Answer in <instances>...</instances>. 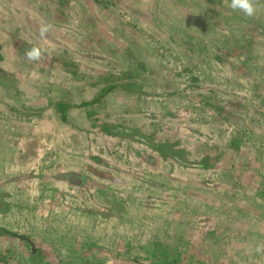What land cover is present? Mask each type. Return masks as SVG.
Here are the masks:
<instances>
[{"label":"rangeland","instance_id":"1","mask_svg":"<svg viewBox=\"0 0 264 264\" xmlns=\"http://www.w3.org/2000/svg\"><path fill=\"white\" fill-rule=\"evenodd\" d=\"M229 3L0 0V229L48 254L0 236V264H264V48L239 10L226 45Z\"/></svg>","mask_w":264,"mask_h":264},{"label":"trees","instance_id":"2","mask_svg":"<svg viewBox=\"0 0 264 264\" xmlns=\"http://www.w3.org/2000/svg\"><path fill=\"white\" fill-rule=\"evenodd\" d=\"M29 49L32 48L31 46L28 47ZM2 61V55L0 52V62ZM115 85L114 84H107L105 89L101 90L99 92L98 97L94 100V102L91 103H85L83 104V107H87L92 104L99 103L105 95L110 93L114 89ZM56 107L62 112L63 114V119L66 120V115H67V109L71 107V105L67 102H59L56 103ZM106 132L110 134L111 136L114 137H119V138H128V139H133L135 141L151 145L153 148L158 150L163 156L171 159L175 163L187 167V168H197V169H212L214 166L210 164L211 161L217 162L216 159L212 158H204L202 161H193L191 162L190 160H184L183 157L179 156V154H183V150L176 149L175 146L170 143V142H165L163 144H154L151 141H149L147 137H143L142 132L139 129L131 128L128 126H123V125H110L108 128H106ZM215 168V167H214ZM0 236H7L10 238L14 239H20L23 241L28 248L31 249V254L35 257L37 254L34 252V244L33 240L30 237L25 236L24 234H17L9 231H5L3 229H0ZM39 251V250H38Z\"/></svg>","mask_w":264,"mask_h":264},{"label":"crops","instance_id":"3","mask_svg":"<svg viewBox=\"0 0 264 264\" xmlns=\"http://www.w3.org/2000/svg\"><path fill=\"white\" fill-rule=\"evenodd\" d=\"M185 3H187V2H185ZM194 4L195 5L191 4V6L187 8V9H192L190 11V14H193V15L202 14L201 13V10H202L201 1H199V7H198V3L197 2H195ZM215 9H218V8H215ZM256 9H257L256 13H255V15H253V18L256 19L255 24L253 23L251 25L252 27H248V28H247V26H242V28H243L242 30L247 35L245 38H250L252 36H248V35L250 34V32H252L254 34L255 28H256L257 38L259 40L257 44L261 45L260 48H264V0H258ZM220 11H222V10H220ZM205 12L209 13V15L214 16L213 9L210 6L206 5V4H205V7L203 9V14H205ZM242 16H245V15H243V13L235 14L234 10H229L227 8L226 17H225L226 24H225V30H224V32H225L224 38H225V40H228V36L231 35L233 37V40L231 39V42H227L226 43V45L229 46V47L237 45V43L234 42V37L237 36V35L235 36L236 33L234 32L235 31L234 25H235V23L239 22V17L242 18ZM249 20H250V22H254V19H249ZM250 22L247 20V22H244V23H248L250 25L251 24ZM222 30L223 29H221V31ZM243 36H244V34H243ZM220 39H221V36L219 34H217L215 40L216 41H220ZM216 45H219V44L216 43ZM240 54H242V53H238V55H240ZM234 55H237V54H233L232 56H234ZM51 111L54 112L53 109ZM33 124H35V121H33ZM39 124L41 126L42 125V121H40ZM51 127H50V129H53ZM46 132H47L46 135H48L50 137H52V136L56 137V135H57L55 131H54V134H51V130L48 131V129H46ZM39 134L42 135V132L39 131Z\"/></svg>","mask_w":264,"mask_h":264},{"label":"clouds","instance_id":"4","mask_svg":"<svg viewBox=\"0 0 264 264\" xmlns=\"http://www.w3.org/2000/svg\"><path fill=\"white\" fill-rule=\"evenodd\" d=\"M229 7L232 10H239L243 12L246 16L251 17L256 13L255 0H230ZM49 31L48 25H41L40 36L45 37L46 33ZM43 50L38 46H33L26 52V58L29 61H37L41 58Z\"/></svg>","mask_w":264,"mask_h":264},{"label":"flooded vegetation","instance_id":"5","mask_svg":"<svg viewBox=\"0 0 264 264\" xmlns=\"http://www.w3.org/2000/svg\"><path fill=\"white\" fill-rule=\"evenodd\" d=\"M19 240H20V239H19ZM22 242H23V241H22ZM23 243H24V242H23ZM24 244H25V243H24ZM25 246H26V244H25ZM36 248H38V247H36ZM35 251H38V250H35V249H34V252H35ZM39 251H41V250H39ZM41 253H43L44 255H48V254H46L47 252H45V251H41ZM36 254H37V253H36Z\"/></svg>","mask_w":264,"mask_h":264}]
</instances>
